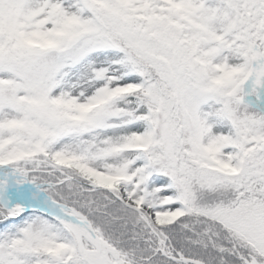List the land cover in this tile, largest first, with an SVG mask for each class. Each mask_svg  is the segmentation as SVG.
<instances>
[{
	"label": "snow or ice",
	"instance_id": "obj_1",
	"mask_svg": "<svg viewBox=\"0 0 264 264\" xmlns=\"http://www.w3.org/2000/svg\"><path fill=\"white\" fill-rule=\"evenodd\" d=\"M0 264H264V0H0Z\"/></svg>",
	"mask_w": 264,
	"mask_h": 264
}]
</instances>
